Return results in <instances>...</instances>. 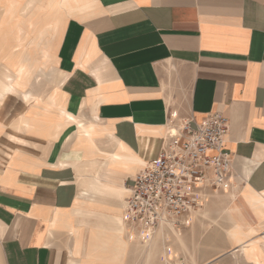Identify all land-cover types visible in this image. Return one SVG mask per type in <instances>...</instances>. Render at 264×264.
I'll use <instances>...</instances> for the list:
<instances>
[{"label":"crops","instance_id":"0c3cea01","mask_svg":"<svg viewBox=\"0 0 264 264\" xmlns=\"http://www.w3.org/2000/svg\"><path fill=\"white\" fill-rule=\"evenodd\" d=\"M55 1L0 0V264H259L239 246L264 238V0ZM214 113L231 185L179 238L130 240L171 116Z\"/></svg>","mask_w":264,"mask_h":264},{"label":"built area","instance_id":"2783aa9c","mask_svg":"<svg viewBox=\"0 0 264 264\" xmlns=\"http://www.w3.org/2000/svg\"><path fill=\"white\" fill-rule=\"evenodd\" d=\"M228 131L219 113L194 126L171 116L158 156L134 177L125 202L123 220L140 240L151 241L167 226L181 234L206 205L208 191L229 188Z\"/></svg>","mask_w":264,"mask_h":264},{"label":"rangeland","instance_id":"374dc122","mask_svg":"<svg viewBox=\"0 0 264 264\" xmlns=\"http://www.w3.org/2000/svg\"><path fill=\"white\" fill-rule=\"evenodd\" d=\"M31 4L29 3V6H30ZM42 5V4H41ZM54 6H55V10L56 11H59V9L62 7H64V4H63V2H61V0L59 1V0H57V1H55V3H54ZM26 9H27V7L25 8V10H24V12L25 13H23L24 15H26ZM18 19V18H17ZM16 19V20H17ZM17 27H15V28H17L16 30H17V32L19 31V34H16V37H17V42H21L22 40L23 41H26L27 42V36H25V35H21L22 34V30H21V28L20 27H18L19 26V23L17 22ZM15 25V26H16ZM20 29V30H19ZM19 37H20V39H19ZM41 37H42V35H41V32H40V35H39V40L41 39ZM38 40L36 39L35 40V42H29V47H31V46H35L36 45V42H37ZM17 46V45H16ZM15 46V47H16ZM29 49L27 50V51H23V52H25L27 55H28V59L30 58L29 57ZM43 52V51H42ZM12 55H15V57L14 58H17V52H11L10 53V55H9V57H11ZM42 68V70L44 71L42 74H46V73H49L48 71H47V67H44V66H42L41 67ZM254 199H255V201H257L258 199H256L255 197H254ZM258 202H261V201H259L258 200ZM258 205L259 204H255V206H254V210H255V212H256V214H257V212H258V209H257V207H258ZM258 214H260V213H258ZM261 216H259V218H260ZM237 224V223H236ZM240 225H238V227H237V229H238V231L240 230ZM227 231V236H228V234H231L232 232H234V231H232V230H230L229 228H228V230H226ZM241 231V230H240ZM158 233V232H157ZM156 233V234H157ZM155 234V235H156ZM213 234H214V231H213ZM154 235V236H155ZM238 235V234H237ZM171 237V236H170ZM214 237V236H213ZM232 237H234L233 235H231V236H229V238L231 239ZM158 238V237H157ZM214 239L215 238H213V241H214ZM215 240H217L218 241V239H215ZM216 241V242H217ZM259 242V239H252L251 241H249L248 243H247V245L248 244H251V243H258ZM231 245V244H230ZM254 250L253 251H251V253H250V255H252V256H255L256 254H259L260 252H259V246H257V247H255V248H253ZM244 254V253H243ZM250 255H247V254H244V256L247 258V260L249 261V256ZM260 255V254H259ZM260 257V259H262V260H260V259H258L259 260V264H264V256L263 255H260L259 256ZM188 258V257H187ZM183 262H179L178 261V258L177 259H173V261L172 262H168V264H182ZM190 263V259L188 258V260L187 261H185V264H189ZM184 264V263H183ZM253 264H255L254 262H253Z\"/></svg>","mask_w":264,"mask_h":264},{"label":"bare ground","instance_id":"6f19581e","mask_svg":"<svg viewBox=\"0 0 264 264\" xmlns=\"http://www.w3.org/2000/svg\"><path fill=\"white\" fill-rule=\"evenodd\" d=\"M24 52H17V59H18V61L21 63V59H23L24 58ZM24 65V67H26L25 66V64H23ZM29 69H31V68H29ZM172 118L173 119H176L175 118V116H173L172 115ZM239 204V203H238ZM124 206H125V203H124ZM124 206H123V209H124ZM122 218H124V214L122 213ZM232 218V215H230L229 214V220L232 222V220L233 219H231ZM123 222H124V220H123ZM124 224L126 225V223L124 222ZM126 227H127V225H126ZM128 228V227H127ZM128 230V233H129V239L130 240H134V239H139L140 240V238L136 235V234H134L131 230H129V228L127 229ZM223 234V230L221 231V235ZM161 237L162 239H163V241L164 242H166L167 240H168V237L169 236H171V237H174V238H179L180 237V233L178 232V231H176V230H173L170 226H167V227H165V229H160L159 231H158V233H157V237ZM214 236V237H213ZM215 236H217V231H214V234H212V236H211V238H215V239H218V237H215ZM253 239H255V237L253 238ZM213 240V239H212ZM142 241V240H141ZM179 241V240H178ZM217 241V240H216ZM249 241H251V240H249ZM248 241V242H249ZM143 242V241H142ZM150 242V241H149ZM218 242V241H217ZM247 242V243H248ZM260 242V241H259ZM259 242L258 243H251V244H248V245H241V246H239L240 248L239 249H241V252H243V253H248L250 250L251 251H253L254 249L253 248H255V247H257V246H259V249H260V251L262 252V253H264V238H263V240H262V242H263V245L261 246L260 244H259ZM144 243H148V242H144ZM217 244V247H219V251H224L226 248L224 247V245H222V244H219V243H216ZM218 244H219V246H218ZM262 244V243H261ZM180 246H182V243L180 242ZM183 247V246H182ZM151 248H152V246H151ZM184 248V247H183ZM151 253V252H150Z\"/></svg>","mask_w":264,"mask_h":264}]
</instances>
